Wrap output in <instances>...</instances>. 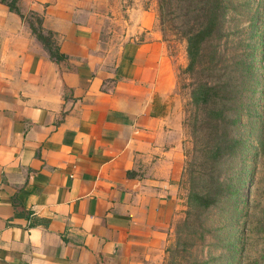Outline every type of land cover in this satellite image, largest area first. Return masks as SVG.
Here are the masks:
<instances>
[{
  "label": "crops",
  "instance_id": "0c3cea01",
  "mask_svg": "<svg viewBox=\"0 0 264 264\" xmlns=\"http://www.w3.org/2000/svg\"><path fill=\"white\" fill-rule=\"evenodd\" d=\"M16 6L0 3V264H162L184 156L153 10Z\"/></svg>",
  "mask_w": 264,
  "mask_h": 264
},
{
  "label": "rangeland",
  "instance_id": "374dc122",
  "mask_svg": "<svg viewBox=\"0 0 264 264\" xmlns=\"http://www.w3.org/2000/svg\"><path fill=\"white\" fill-rule=\"evenodd\" d=\"M104 4L153 10L178 63L181 202L162 264H264V0ZM199 30L210 34L188 70L186 37Z\"/></svg>",
  "mask_w": 264,
  "mask_h": 264
},
{
  "label": "trees",
  "instance_id": "16d2710c",
  "mask_svg": "<svg viewBox=\"0 0 264 264\" xmlns=\"http://www.w3.org/2000/svg\"><path fill=\"white\" fill-rule=\"evenodd\" d=\"M0 3L3 4L4 6L7 7V9L11 12H15L16 14L19 15V11L18 8L16 6L17 4V0H12L11 2H9L8 4L4 3V0H0ZM20 16V15H19ZM35 21L37 24H39V20L38 18H35ZM32 31L36 34L37 38L40 39L41 36L39 34V31H36V29L34 27H31ZM210 34L209 30H199V32L196 33H191L186 37V55L187 58L189 60V64L187 66L188 70H191L192 65L194 64L197 56L199 55V51H200V44L202 43V41L208 37ZM203 88V86H202ZM214 88L212 86H204L203 92L200 93L201 95L205 93V91H209V90H213ZM203 102H206V99H203ZM200 201H205L202 200V198L200 199ZM205 205H207V202L205 201Z\"/></svg>",
  "mask_w": 264,
  "mask_h": 264
}]
</instances>
